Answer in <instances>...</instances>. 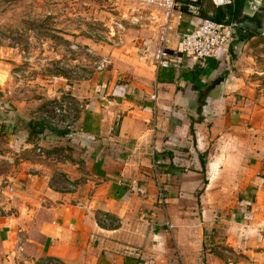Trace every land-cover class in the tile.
<instances>
[{"label":"crops","instance_id":"1","mask_svg":"<svg viewBox=\"0 0 264 264\" xmlns=\"http://www.w3.org/2000/svg\"><path fill=\"white\" fill-rule=\"evenodd\" d=\"M227 1L199 0L200 18L227 24L232 7L233 22L246 0ZM196 23L183 13L176 30ZM158 25L145 24L156 40L141 60L153 84L98 75L66 90L75 133L14 135L2 151L16 212L0 223V264H264V92L242 65L248 32L231 23L228 51L199 63L175 31L171 67L155 70Z\"/></svg>","mask_w":264,"mask_h":264},{"label":"rangeland","instance_id":"2","mask_svg":"<svg viewBox=\"0 0 264 264\" xmlns=\"http://www.w3.org/2000/svg\"><path fill=\"white\" fill-rule=\"evenodd\" d=\"M150 11L134 0H0V223L16 212L13 163L2 151L13 150L14 135L28 142L35 131H54L40 121L45 103L98 75L154 83L141 62L156 40L144 25ZM241 48L248 81L264 92V36Z\"/></svg>","mask_w":264,"mask_h":264},{"label":"built area","instance_id":"3","mask_svg":"<svg viewBox=\"0 0 264 264\" xmlns=\"http://www.w3.org/2000/svg\"><path fill=\"white\" fill-rule=\"evenodd\" d=\"M136 3L152 8L144 19V25L147 22L159 23L158 39L159 46L153 54L155 70L167 69L171 67L170 56L167 45L169 36L176 31L178 36V47L183 54H188L196 62H205L209 59H218L223 51H228L233 41L232 26L217 23L211 19L200 18L199 0H134ZM215 6H224L227 0H212ZM160 14V18L156 13ZM187 13L191 18L198 20V23L178 33L177 27L182 19V14ZM104 68V64H102ZM101 68V69H102ZM58 98L49 100L44 104L40 112V121L54 130L56 133H66L67 135L75 133L78 126V111L81 107L76 106L74 98L66 94V91ZM155 100V96L151 97ZM93 140L92 137H87ZM61 188L68 191H74L73 185L66 184ZM12 192V188L9 189ZM158 201L164 204V195L159 190ZM105 223L106 217L101 218ZM171 229L172 226L168 225ZM52 261H43L40 264H55Z\"/></svg>","mask_w":264,"mask_h":264},{"label":"water","instance_id":"4","mask_svg":"<svg viewBox=\"0 0 264 264\" xmlns=\"http://www.w3.org/2000/svg\"><path fill=\"white\" fill-rule=\"evenodd\" d=\"M232 26L252 33L256 37L264 36V5H258L254 0H246Z\"/></svg>","mask_w":264,"mask_h":264},{"label":"trees","instance_id":"5","mask_svg":"<svg viewBox=\"0 0 264 264\" xmlns=\"http://www.w3.org/2000/svg\"><path fill=\"white\" fill-rule=\"evenodd\" d=\"M239 6L241 7V3H240ZM235 14H237V12H234L233 8H232V7H229V15H230V16H229L228 21L226 22V23H227L226 25H230L231 23H233V22H232V19H233V17H234ZM215 21H217V23L219 22L218 19L215 20ZM235 28L238 29V30H242V29L237 28V27H235ZM251 37H255V35L252 34V33H249V32H248V33L246 34V36L239 38L238 41H240V42L248 41Z\"/></svg>","mask_w":264,"mask_h":264}]
</instances>
